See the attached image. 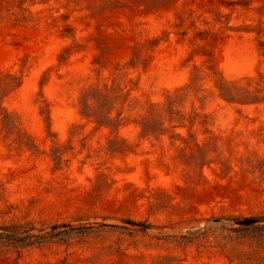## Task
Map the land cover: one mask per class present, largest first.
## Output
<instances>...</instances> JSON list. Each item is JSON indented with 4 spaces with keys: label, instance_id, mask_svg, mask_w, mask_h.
I'll use <instances>...</instances> for the list:
<instances>
[{
    "label": "rangeland",
    "instance_id": "obj_1",
    "mask_svg": "<svg viewBox=\"0 0 264 264\" xmlns=\"http://www.w3.org/2000/svg\"><path fill=\"white\" fill-rule=\"evenodd\" d=\"M0 264H264V0H0Z\"/></svg>",
    "mask_w": 264,
    "mask_h": 264
},
{
    "label": "water",
    "instance_id": "obj_2",
    "mask_svg": "<svg viewBox=\"0 0 264 264\" xmlns=\"http://www.w3.org/2000/svg\"><path fill=\"white\" fill-rule=\"evenodd\" d=\"M254 222L255 221H253V220H247V221H244L242 224L249 225V224H252Z\"/></svg>",
    "mask_w": 264,
    "mask_h": 264
}]
</instances>
